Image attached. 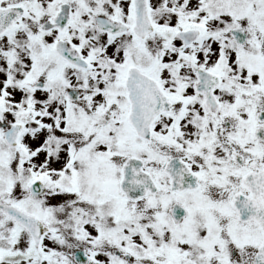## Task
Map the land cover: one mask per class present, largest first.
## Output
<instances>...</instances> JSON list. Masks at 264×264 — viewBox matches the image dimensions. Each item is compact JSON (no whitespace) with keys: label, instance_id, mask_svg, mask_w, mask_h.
<instances>
[{"label":"snow or ice","instance_id":"snow-or-ice-1","mask_svg":"<svg viewBox=\"0 0 264 264\" xmlns=\"http://www.w3.org/2000/svg\"><path fill=\"white\" fill-rule=\"evenodd\" d=\"M0 264H264V0H0Z\"/></svg>","mask_w":264,"mask_h":264}]
</instances>
